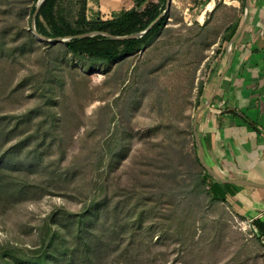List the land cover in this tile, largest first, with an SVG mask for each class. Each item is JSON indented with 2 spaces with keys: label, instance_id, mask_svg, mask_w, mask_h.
Segmentation results:
<instances>
[{
  "label": "rangeland",
  "instance_id": "374dc122",
  "mask_svg": "<svg viewBox=\"0 0 264 264\" xmlns=\"http://www.w3.org/2000/svg\"><path fill=\"white\" fill-rule=\"evenodd\" d=\"M166 1L148 0L138 11L153 4L166 9ZM207 1L172 0L166 25L148 46L94 66L74 58L64 46L67 38L37 40L31 12L39 0H0V119L12 117L14 126L19 116L35 112L4 148L29 134L36 135L32 143L43 145L34 158V169L43 171L29 176L40 192L0 208V264L48 258L51 241L67 238L55 222L57 214L82 213L94 196L111 209L117 203L123 207L105 221L113 244L102 264H264V238L260 242L252 221L214 189L215 198H195L162 188L161 181L172 188L177 180L169 167L180 163L181 185L190 183L184 160L194 171L201 169L193 162L197 103H205L212 92V65L236 18L219 1L210 11ZM79 2L62 0L72 22ZM117 12L103 17L108 20ZM25 153L23 149L24 159ZM137 192L144 193L148 207L157 208L144 222L146 230L156 228L153 238L144 227L132 238V228L126 226L127 211L138 197L131 194ZM125 252L127 258L121 256Z\"/></svg>",
  "mask_w": 264,
  "mask_h": 264
},
{
  "label": "trees",
  "instance_id": "16d2710c",
  "mask_svg": "<svg viewBox=\"0 0 264 264\" xmlns=\"http://www.w3.org/2000/svg\"><path fill=\"white\" fill-rule=\"evenodd\" d=\"M147 1L135 0V5L130 10H124L118 16L104 20L101 18L89 19L87 13L88 0H80L77 19L72 22L64 15L61 5L62 0H46L36 18V27L41 34L49 38H69L64 46L76 60L88 64L92 63L94 66H104L140 52L143 47L148 46L152 42V39L163 30L168 20V13L147 34L138 39L119 41L102 34L109 33L115 36H126L144 31L165 10V7H162L160 4H153L146 8L145 11L139 12L138 8L142 7ZM244 6L245 2L243 4V14ZM36 7L37 5L32 8L31 16H33ZM88 32L101 33L93 37L75 38L77 35ZM213 75L214 72H212L210 78ZM203 88V83H201L199 86V96L203 93ZM197 104L198 106L202 105L199 100ZM34 114L35 112L33 111L19 117L17 116L19 121L14 126H12V117L10 118L11 120H8L7 117L0 119V121L6 122L5 124H0V208L5 209L12 206L13 203H19L30 196H34L37 194L38 189L40 192L41 186L39 187V185L29 180V176L36 173L40 174L43 171L34 169L37 166L34 158L39 157L38 154L41 148H43V145L32 143L34 140L37 141L34 137L36 135H26L18 143L4 148L13 139L12 136L20 135L17 130L21 122H30ZM194 147L196 149V158L193 162L199 165L201 169L194 171L193 165L184 160L190 183H183L181 185L177 182L180 176V163L173 168L169 167L168 170L172 172L170 176L177 180L175 181L174 179L175 182L172 184V188H168L164 180L161 181L163 182L162 188H167L169 192L175 193L174 195H178V193L182 194V197L189 195L195 198L203 196L214 197L213 189L216 181L202 167L196 141L194 142ZM23 149L26 152L25 159L21 157ZM24 171L27 174L25 177L23 176ZM56 174L55 172L53 173V175ZM65 174H68V172ZM64 175H59V177L64 178ZM162 175L167 177L165 173H162ZM162 194L167 197L169 193L163 191ZM131 195L138 196L136 204L130 206V209L127 211L128 222L126 226L132 228L131 237L134 238L138 231L141 233L143 227L151 238L155 237L157 235L156 228L152 225L150 228L147 227L146 230L144 222L155 213L157 208L154 206L148 207L144 193L137 192ZM133 198L131 196L126 201L130 202ZM89 200L87 209L82 213L63 212L57 214L55 222L61 229L65 230L67 235L65 237L67 238L58 237L56 240L51 241L50 248L53 254L49 255L48 258L40 257L35 259L32 261L34 262L33 264H50V262H54V264H102L106 260L110 246L113 244V236L108 235L104 230L105 221L111 217L112 213H120L123 207L121 203H117L111 209L106 200H98L95 196ZM140 205L145 206L141 211ZM168 222L169 224L172 223ZM252 228H255L256 231L254 230V233L260 242H263L264 216L253 220ZM167 231H163L161 235L165 237ZM121 235L122 232L119 231L118 236ZM178 236H180V233ZM69 242L70 244L68 245ZM121 256L127 258L128 255L125 252Z\"/></svg>",
  "mask_w": 264,
  "mask_h": 264
},
{
  "label": "crops",
  "instance_id": "0c3cea01",
  "mask_svg": "<svg viewBox=\"0 0 264 264\" xmlns=\"http://www.w3.org/2000/svg\"><path fill=\"white\" fill-rule=\"evenodd\" d=\"M218 1L233 9L236 18L228 24L227 45L212 65V92L228 70L214 101L200 115L198 133L205 160L220 177L264 185V0H249L246 24L230 48L244 22L247 0H208L210 11ZM134 5L135 0H89L88 18L105 19L104 14L119 11L112 19ZM214 190L250 221L264 216V187L216 181Z\"/></svg>",
  "mask_w": 264,
  "mask_h": 264
},
{
  "label": "water",
  "instance_id": "95a60500",
  "mask_svg": "<svg viewBox=\"0 0 264 264\" xmlns=\"http://www.w3.org/2000/svg\"><path fill=\"white\" fill-rule=\"evenodd\" d=\"M46 0H39L38 4H37V7H36V10L33 14V22H32V33L33 35L37 38V40L39 41H43V42H53V43H58V42H61L63 41V38H49L47 36H44L43 34H41L38 30H37V27H36V18L38 16V13L41 9V6L43 5V3L45 2ZM167 3V8L159 15V17L154 21L152 22L148 28H146L144 31L142 32H139V33H134V34H131V35H126V36H115V35H112V34H109V33H102L103 35L113 39V40H119V41H122V40H128V39H138V38H141L143 37L145 34H147L158 22L161 18H163L167 12H168V9L170 7V4L172 2V0H167L166 1ZM248 11H249V0L246 1V8H245V19H244V22L243 24L241 25L240 29L238 30V32L235 34V36L232 38L230 44H229V48L231 47V45L236 41V39L238 38V36L241 34V32L243 31L244 29V26L246 24V19H247V15H248ZM101 32H88V33H85V34H81V35H77L75 36V38H84V37H93V36H96L98 34H100ZM65 39V38H64ZM69 39V38H67ZM229 61L231 63V58H229ZM228 68L225 69L216 86H215V89L214 91L212 92L211 96L209 97V99L203 103L201 105V107L198 109L197 113H196V116H195V119H194V122H193V131H194V137H195V141L197 143V146H198V151H199V160H200V163L202 165V167L217 181L219 182H222V183H235V184H241V185H252V186H261V187H264V185H259V184H255L253 182H250V181H246V180H228V179H224L222 177L219 176V174L212 168L210 167L206 160H205V157H204V147H203V144H202V141L200 139V136H199V133H198V122H199V118H200V115L202 113V111L207 108L209 105L212 104V102L214 101V98L216 97L217 93L219 92V89L221 87V83H222V79L223 77L225 76L226 72H227Z\"/></svg>",
  "mask_w": 264,
  "mask_h": 264
},
{
  "label": "built area",
  "instance_id": "2783aa9c",
  "mask_svg": "<svg viewBox=\"0 0 264 264\" xmlns=\"http://www.w3.org/2000/svg\"><path fill=\"white\" fill-rule=\"evenodd\" d=\"M253 222V221H252ZM251 227H252V223H251V225H250ZM254 230H255V228H254ZM256 231V230H255Z\"/></svg>",
  "mask_w": 264,
  "mask_h": 264
}]
</instances>
